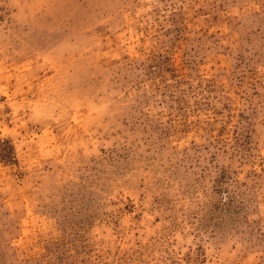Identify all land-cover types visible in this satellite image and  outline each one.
I'll return each mask as SVG.
<instances>
[{
  "label": "rangeland",
  "instance_id": "rangeland-1",
  "mask_svg": "<svg viewBox=\"0 0 264 264\" xmlns=\"http://www.w3.org/2000/svg\"><path fill=\"white\" fill-rule=\"evenodd\" d=\"M0 264H264V0H0Z\"/></svg>",
  "mask_w": 264,
  "mask_h": 264
}]
</instances>
